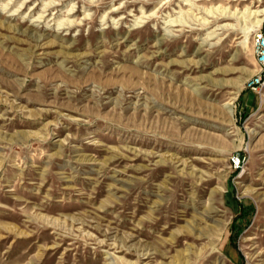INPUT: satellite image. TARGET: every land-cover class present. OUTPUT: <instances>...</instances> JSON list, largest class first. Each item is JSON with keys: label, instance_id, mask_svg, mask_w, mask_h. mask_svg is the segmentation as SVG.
Masks as SVG:
<instances>
[{"label": "rangeland", "instance_id": "374dc122", "mask_svg": "<svg viewBox=\"0 0 264 264\" xmlns=\"http://www.w3.org/2000/svg\"><path fill=\"white\" fill-rule=\"evenodd\" d=\"M263 8L0 0V264H264Z\"/></svg>", "mask_w": 264, "mask_h": 264}, {"label": "built area", "instance_id": "2783aa9c", "mask_svg": "<svg viewBox=\"0 0 264 264\" xmlns=\"http://www.w3.org/2000/svg\"><path fill=\"white\" fill-rule=\"evenodd\" d=\"M254 54L259 64V70L246 81V87L259 89L264 87V17L259 27L253 33ZM238 161L239 158H238Z\"/></svg>", "mask_w": 264, "mask_h": 264}, {"label": "bare ground", "instance_id": "6f19581e", "mask_svg": "<svg viewBox=\"0 0 264 264\" xmlns=\"http://www.w3.org/2000/svg\"><path fill=\"white\" fill-rule=\"evenodd\" d=\"M264 14V8L260 9V10H253L251 11V16L254 19L253 23H254V27H257L261 24L263 18H261ZM231 15V14H230ZM37 38V37H36ZM37 39H41V36L38 37Z\"/></svg>", "mask_w": 264, "mask_h": 264}]
</instances>
